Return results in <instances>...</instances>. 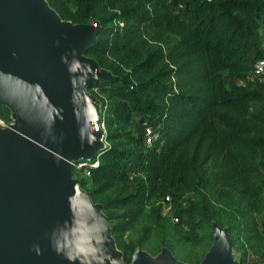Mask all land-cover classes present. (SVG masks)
Wrapping results in <instances>:
<instances>
[{
    "label": "trees",
    "instance_id": "obj_1",
    "mask_svg": "<svg viewBox=\"0 0 264 264\" xmlns=\"http://www.w3.org/2000/svg\"><path fill=\"white\" fill-rule=\"evenodd\" d=\"M45 1L61 20L84 24L97 13L100 23L85 54L115 77L92 85L107 94L100 104L107 145L79 188L92 203L113 193L102 210L123 264L150 228L136 241H125L124 233L146 207L158 219L162 195L189 184L203 164L215 165L213 180L222 187L264 192V181L249 183L264 172V97L252 88L248 66L251 57H264L257 47L264 41V0H72L71 17L62 1ZM136 74H144L142 82ZM224 76L242 84L227 89ZM133 119L152 124L160 142L137 152L111 143L123 138L124 146H141L140 137L130 135ZM111 126L116 133H107ZM128 174H134L130 191L117 185ZM183 212L176 207L180 219ZM259 226L264 234V217ZM209 239L203 233L190 241L205 246Z\"/></svg>",
    "mask_w": 264,
    "mask_h": 264
},
{
    "label": "water",
    "instance_id": "obj_2",
    "mask_svg": "<svg viewBox=\"0 0 264 264\" xmlns=\"http://www.w3.org/2000/svg\"><path fill=\"white\" fill-rule=\"evenodd\" d=\"M96 29L58 24L39 0H0V106L14 124L0 130V264H116L119 253L69 161L103 146L83 89L106 81L97 65L72 59ZM8 105V106H7ZM15 126V127H14ZM67 160V162H65ZM220 230L200 264H232ZM130 264H172L167 253Z\"/></svg>",
    "mask_w": 264,
    "mask_h": 264
},
{
    "label": "rangeland",
    "instance_id": "obj_3",
    "mask_svg": "<svg viewBox=\"0 0 264 264\" xmlns=\"http://www.w3.org/2000/svg\"><path fill=\"white\" fill-rule=\"evenodd\" d=\"M41 1L45 10L50 13L55 22L58 24H67L71 27L75 26H91L96 29V34L100 29V23L97 20V13L88 23H71L70 21L61 20L58 15L47 5L45 0ZM62 1L69 11V17L72 16L75 5L72 0ZM96 34L92 38L91 43L96 42ZM118 45H121L120 40ZM255 46H251V55L255 53ZM260 49V44H257ZM85 48L79 52H70L68 56L72 59H83L97 63L90 57L86 56ZM108 61L112 62V57H108ZM115 63V62H114ZM98 67V65H97ZM100 74H104L106 81H111L115 77L107 70L97 68ZM127 71V69H124ZM148 74V73H147ZM144 74L134 75L137 82L143 81ZM104 82V81H103ZM100 83L96 81L91 83L88 87L83 89V92L88 96L92 102L93 114L96 118L101 120V102L106 100L107 94L99 93L92 85ZM224 84L227 89H231L242 83L238 80H230L224 76ZM252 88H255L264 97V85L252 82ZM95 124V119L92 120ZM14 124L12 111L4 106H0V130H3ZM130 135L134 139L140 136L138 125L133 119L129 125ZM116 133L114 126L109 127L107 133ZM111 143L118 145L120 148H130L133 152L141 151V146L134 144L124 146L125 140L123 138H115ZM102 145H107L105 139H101ZM217 169L213 163L203 164L196 174L191 175L189 184L186 186H177L170 191L174 199L173 208L176 207L184 209L181 216V224L184 229L170 225L161 216L153 218L150 216L149 208H145L144 217L136 223L132 224L127 232L124 233L123 239L125 241H136L141 229L149 227L150 231L142 244L135 248L132 257L139 253L149 260H154L160 253H167L170 256L172 264H200L205 253L209 249L213 241V233L215 230L224 232L229 242L228 258L232 264H264V234L260 229L259 220L264 217V203L262 201L263 191L258 194H242V188L236 186L234 188L222 187L219 183L213 180ZM81 176L76 173H70V180L80 181ZM261 181H264V172L259 171V176L250 180V185L259 186ZM118 186L124 187L130 191L133 183L128 179L117 183ZM84 194H88L78 189ZM110 191L100 195L98 203H92L88 197V206L95 208L99 217L103 220V224L110 231L111 221L106 219L105 213L102 210V203L104 199L112 195ZM193 203L194 206H190ZM158 203L156 204V206ZM188 209V210H187ZM198 225L193 228L194 224ZM192 225V229H191ZM111 233V231H110ZM203 233L210 235L209 241L206 242L208 246L194 245L190 239L200 237ZM111 237V235H109ZM118 252V251H117ZM116 264H123L120 261V252ZM130 264V263H129Z\"/></svg>",
    "mask_w": 264,
    "mask_h": 264
},
{
    "label": "built area",
    "instance_id": "obj_4",
    "mask_svg": "<svg viewBox=\"0 0 264 264\" xmlns=\"http://www.w3.org/2000/svg\"><path fill=\"white\" fill-rule=\"evenodd\" d=\"M178 8H180V6H178ZM248 66L250 69L249 74L252 76V82L264 85V57H251ZM135 121L140 130L139 137L143 150L151 148L160 142V135L152 124H150L148 121L140 119H135ZM89 130L99 132L101 135L100 141L105 136L104 126L101 120H99L98 123L89 126ZM102 146L104 148L106 145ZM98 155L99 153H96L92 159L79 158L75 161H69L68 165L70 167V171L78 174L79 176H81V178H87L89 176V169L98 166ZM133 178L134 174H128L126 177V179H128L130 182H132ZM173 204L174 199L172 195L169 191L165 192L157 205L160 209V216L170 225L184 229V225L181 224V219L175 214Z\"/></svg>",
    "mask_w": 264,
    "mask_h": 264
},
{
    "label": "crops",
    "instance_id": "obj_5",
    "mask_svg": "<svg viewBox=\"0 0 264 264\" xmlns=\"http://www.w3.org/2000/svg\"><path fill=\"white\" fill-rule=\"evenodd\" d=\"M258 32L261 34L262 31L260 30ZM258 42L260 43L261 53H264V41L260 39Z\"/></svg>",
    "mask_w": 264,
    "mask_h": 264
},
{
    "label": "bare ground",
    "instance_id": "obj_6",
    "mask_svg": "<svg viewBox=\"0 0 264 264\" xmlns=\"http://www.w3.org/2000/svg\"><path fill=\"white\" fill-rule=\"evenodd\" d=\"M7 106H8V105H7ZM14 127H15V126H14ZM65 162H67V160H65ZM114 253H115V255H117L118 252H117V251H114Z\"/></svg>",
    "mask_w": 264,
    "mask_h": 264
}]
</instances>
